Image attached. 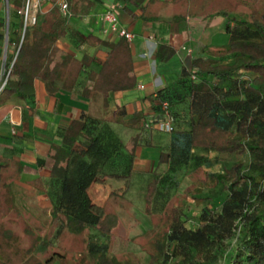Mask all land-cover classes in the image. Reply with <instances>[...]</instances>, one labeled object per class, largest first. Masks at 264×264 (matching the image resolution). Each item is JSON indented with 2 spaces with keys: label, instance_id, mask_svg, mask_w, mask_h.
Wrapping results in <instances>:
<instances>
[{
  "label": "trees",
  "instance_id": "trees-1",
  "mask_svg": "<svg viewBox=\"0 0 264 264\" xmlns=\"http://www.w3.org/2000/svg\"><path fill=\"white\" fill-rule=\"evenodd\" d=\"M66 1L72 15L80 11L83 2L89 5L87 0ZM132 1L145 11L142 0ZM21 4L22 0H12L9 8L14 11ZM255 5H251L248 18H229L220 11L208 15L209 19L226 18L221 29L227 33L228 42L196 51L189 67L183 66L174 82L155 93V113L160 111V103L166 102L176 120L168 146L159 155L158 163L167 165L165 172L154 176L149 184L148 191L154 190L152 209L157 204L155 209L163 212L182 179L191 182L179 197L167 230L146 245V263L113 254L111 225H116L117 217L105 206L93 204L87 193L93 182L103 178L127 184L132 172L133 150L108 122L140 129L145 116L134 112L124 119L103 114L109 94L130 90L136 84L129 42L123 37L105 41L91 34L84 36L83 42L108 48L103 61L92 66L86 54L78 58L57 45V40L69 33L70 17L60 15L56 7L48 14L37 13L36 24L27 26L23 33L20 17L12 28L9 25L4 62L0 47V108L23 106L34 94L36 82H41L49 95L60 90L78 91L87 99L88 107L69 122L60 134V142L52 144L41 160L49 171V216L56 226L51 234L38 232L26 221L27 214L38 217L19 205L22 198L14 191H0V264H166L177 247L183 249L182 257L177 258L180 263L187 260L188 253L213 248L221 253L220 264H264V12ZM142 18L162 23L181 20L180 16ZM2 27L4 20L0 21ZM4 35L0 32V43ZM174 54L175 50L162 42L156 45L154 58L156 63L163 62ZM86 69V82H82L79 78ZM129 143L135 146V140ZM195 150L230 156L240 153L242 159L231 164L220 162L221 171L208 175L209 182L214 183L207 187L210 192L229 179L227 194L217 207L203 206L197 213L199 225L192 229L185 226L187 215L183 209L191 206L186 198H200L205 181L196 172L212 162ZM3 166L0 164V170ZM21 169L19 166L10 174L20 173ZM2 182L0 171V185ZM120 199L126 201L123 195ZM11 222L19 224L27 240L26 246L16 249L20 255L16 262L5 251L17 235ZM84 230L88 231L84 253L69 257L70 246L64 239ZM224 244L226 248H222ZM47 250V256H39ZM187 264L213 263L208 257Z\"/></svg>",
  "mask_w": 264,
  "mask_h": 264
},
{
  "label": "crops",
  "instance_id": "crops-1",
  "mask_svg": "<svg viewBox=\"0 0 264 264\" xmlns=\"http://www.w3.org/2000/svg\"><path fill=\"white\" fill-rule=\"evenodd\" d=\"M87 1L89 5H85L83 2L82 8H78L80 11L75 10L73 13L78 16L77 21L71 24L68 20V35L57 40V45L60 48L71 52L78 58L86 54L92 59V66L99 65L105 58L108 48L100 43H85L82 39L89 34L105 41L117 39L113 36H105L101 32L103 23L98 19V15L107 8L113 9L117 13L120 23L135 34V39L129 44L134 56L136 84L130 90L109 94L108 106L103 111L104 115L112 114L115 117L127 119L134 112H140L145 118H150L155 113L154 94L156 91L174 82L181 68L187 67V62L190 64V59L196 50L203 47H219L227 43L229 39L227 33L221 29L224 18H207L208 14L205 13L207 10H203L204 5L201 1L191 0L193 4L190 7L193 9V14L189 15L191 23L188 25L185 17L173 10L174 3H176L174 0H142V5H146L144 12L132 0ZM186 1L190 3V0H178L180 7L182 4H186ZM245 1L250 4H258L260 12H264V0ZM10 2L12 3V0ZM42 5L43 11L39 12L41 14H48L54 7L58 9L56 5L52 7V3L43 2ZM175 8L177 7L175 6ZM249 14L244 16L248 18ZM144 15L149 18L158 15L167 19L172 16H180L181 20L170 23L155 22V26L151 21H143ZM4 16H6L5 5L4 1L0 0V21L5 20ZM196 23H201L200 29L197 30L198 36L194 38L197 47H194V53L192 52L189 56L185 50L181 49V46H190L188 30L194 29L191 25ZM188 27L190 28L188 29ZM3 31L2 27L0 32ZM217 31L224 32L227 35V40L210 43L212 41L209 36ZM207 33H209L208 37ZM162 42H166L175 50L180 64L178 73L171 78H169L167 70L161 66L158 68V64L165 61L156 63L154 58L156 45ZM0 47L3 56V51L7 47L5 36ZM87 72L88 69L81 74L80 81L86 82ZM138 83H143L144 88L138 89ZM87 107V99L82 97L78 91L60 90L54 95H49L42 83L36 82L34 94L27 99L23 106L0 108V164L4 165L0 170L3 181L0 191L7 193L10 190L14 191V194L22 198L19 205H23V209L37 208L41 210L47 208L50 210L51 203L47 196L49 171L41 165V160L45 158L52 144L60 142L62 130ZM108 124L121 141L132 148L134 158L128 185L123 180L103 178L89 186L87 193L91 202L97 206H106L109 198L119 199L121 195L131 202L132 199L137 200L145 195L146 192L143 191L145 184H149L159 173V170H165L167 166L165 163L159 164L158 160L160 152L168 146L170 133L145 129L143 122L140 129L112 121ZM156 133H163L167 137L156 136ZM132 139L135 140V146L129 143ZM152 163L153 166H150ZM19 166L22 171L11 175L10 172L17 170ZM93 185H96L98 191L96 200L90 192ZM25 219L31 225L34 220L36 221V218L30 214H27Z\"/></svg>",
  "mask_w": 264,
  "mask_h": 264
},
{
  "label": "rangeland",
  "instance_id": "rangeland-1",
  "mask_svg": "<svg viewBox=\"0 0 264 264\" xmlns=\"http://www.w3.org/2000/svg\"><path fill=\"white\" fill-rule=\"evenodd\" d=\"M203 2V10H207L208 15L216 14L218 11L226 13V15L229 18L236 17L239 19L240 17L244 15H248L250 12L251 5L253 7H256L257 5L251 4L249 5L248 1L245 0H197ZM248 2V3H247ZM177 8H173L177 14H181L183 17H185V20L188 23H191V18L189 15L193 14V9L190 7L193 4V1L190 0V3L186 1V4H182L180 7L179 2L177 1L174 3ZM173 5V4H172ZM179 6V8H178ZM9 25L12 28L14 23L19 19L18 15L13 11L12 8H9ZM241 14V15H240ZM223 16V15H222ZM221 16V17H222ZM5 17V16H4ZM78 16L72 15L69 18V22L72 24L75 21H77ZM188 17V18H187ZM226 19V18H225ZM223 19V21L225 20ZM213 22V21H212ZM158 23V22H156ZM156 23L153 22V24ZM201 24V23H200ZM200 24L196 23L194 26V29H189L188 27V35L190 38V46H188L191 49V53H194V47L196 48L197 45H195V40L197 35V30L200 29ZM209 29V28H208ZM215 33V32H214ZM209 33L206 34L208 37ZM5 36V35H4ZM210 40L212 42L210 43H218L220 41L227 40V35L222 31H217L215 34H212L209 36ZM195 45V46H194ZM198 51V50H196ZM7 50L3 51L2 61L5 60V54ZM161 66V68H164L168 72L169 78L176 75L180 69V64L178 61V58L175 55L170 57L167 61L163 62L162 64H158V68ZM187 67H189V64L187 62ZM3 71V67L1 68V72ZM176 120V118H175ZM156 136H161L163 138L167 137V135L163 133H156ZM156 141V138H155ZM195 152L204 154L209 160H212L211 164L208 167H202L199 168L196 172V175L200 180L205 181L203 188L201 189V193L199 194V199H194L191 197H187L186 201L187 203L191 204V206H184L183 212L187 215V220L185 222V226L187 228H196L199 225V218L197 213L200 211V209L203 206H210V207H217L222 200L225 198L227 194V186L229 183V179H226L223 181V184L221 186H218L213 192H210L207 187L212 186L214 183L209 182V178L207 179L208 175L217 173L221 171L220 162H224L227 164L234 163L236 160L242 159V154L236 153L234 155H220L216 153L215 151H207L202 152L201 150H195ZM150 166H153V163L150 164ZM165 170H159V175L163 174ZM245 173H248V171H245ZM180 176V175H179ZM182 178V177H178ZM152 181V180H151ZM150 181V182H151ZM124 182V181H123ZM129 182V181H128ZM149 182V184H150ZM191 181L184 177L181 181V187L178 189L177 193L173 195L165 210L161 213L157 211L156 206L152 209V195L154 190H149V184H145V187L143 188L144 192L148 191L149 197L147 200H145L144 196L139 197L137 200L132 199L130 200L122 201L120 198L111 197L108 199V203L105 206L106 209L109 212H112L117 217V223L115 226L111 225L113 229L112 235V242H111V251L113 254H117L120 258H126L131 257L132 260H137L142 263H146L149 259V255L147 254V246L148 243L152 239H155L157 237H161L164 233V231L167 230V227L169 225L170 219H171V213L175 212L176 206L179 205V197L182 196V194L185 193V188L187 185H189ZM3 184V182H2ZM128 185V183L126 184ZM3 186V185H2ZM1 188V187H0ZM183 188V189H182ZM91 196L96 200V197L98 196V191L96 190V185H93L91 188ZM29 212H32L36 217H38V220H34L32 222L33 226L38 232L44 233L49 232L50 234L55 230L56 226L55 223L51 221V218L49 216V210L47 208L45 209H37V208H28ZM26 218V216H25ZM13 230H15V233L17 234L15 237L14 242L10 244L6 248V252L9 255V257L14 260V262L20 260V255L18 252H16V249H18L20 246H26L27 240L26 238L20 233V226L18 223H10ZM102 229V227H101ZM87 230H84L81 234L74 236V238L71 239H64L65 243H69L70 249L67 251V255L70 256H76L80 257V254H83L85 251V245H86V237H87ZM90 232V231H89ZM20 236V238L18 237ZM121 238L129 239V241L123 242ZM150 240V241H149ZM53 242L55 243V239H53ZM55 250L63 251L62 248L53 246ZM222 248H226L225 244L222 246ZM50 251L40 252L39 256L45 257L48 255ZM183 255V249L180 247L176 248V251L174 255H171L167 261L166 264H187L191 260H202L208 257L212 258L213 264H220L221 263V253L219 251H214L213 248H208L206 251L204 250H197L194 255L191 253L187 254V260L180 263L178 261V257H182Z\"/></svg>",
  "mask_w": 264,
  "mask_h": 264
},
{
  "label": "built area",
  "instance_id": "built-area-1",
  "mask_svg": "<svg viewBox=\"0 0 264 264\" xmlns=\"http://www.w3.org/2000/svg\"><path fill=\"white\" fill-rule=\"evenodd\" d=\"M5 5L6 16L4 20V34H5V44H7V34L9 29V7L11 0H3ZM22 0V4L15 8L14 12L20 17L22 24V33L27 26L36 24L37 13L43 11V2L49 4L52 3V7L56 5L59 12L63 17H71L72 13L69 10V5L66 0ZM98 19L103 23L102 34L105 36H113L116 38L123 37L127 42L131 43L135 39V34L123 26L118 18L117 13L111 9L107 8L98 15ZM181 49L185 50L187 55H191V49L186 46H181ZM191 79L196 80L194 75H191ZM138 89H143L144 84L138 83ZM155 96V94H154ZM175 123V117L170 112L168 104L166 102L160 103V111L158 113H153L150 118H145L143 122V127L145 129H153L159 132L170 133L173 131V126Z\"/></svg>",
  "mask_w": 264,
  "mask_h": 264
}]
</instances>
